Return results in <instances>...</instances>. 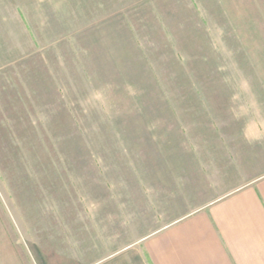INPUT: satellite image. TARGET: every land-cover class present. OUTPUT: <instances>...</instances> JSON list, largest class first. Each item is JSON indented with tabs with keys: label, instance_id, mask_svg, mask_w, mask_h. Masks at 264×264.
Returning <instances> with one entry per match:
<instances>
[{
	"label": "rangeland",
	"instance_id": "rangeland-1",
	"mask_svg": "<svg viewBox=\"0 0 264 264\" xmlns=\"http://www.w3.org/2000/svg\"><path fill=\"white\" fill-rule=\"evenodd\" d=\"M262 171L264 0H0V264H136Z\"/></svg>",
	"mask_w": 264,
	"mask_h": 264
},
{
	"label": "crops",
	"instance_id": "crops-1",
	"mask_svg": "<svg viewBox=\"0 0 264 264\" xmlns=\"http://www.w3.org/2000/svg\"><path fill=\"white\" fill-rule=\"evenodd\" d=\"M244 174L236 188L142 238L136 264H264V171Z\"/></svg>",
	"mask_w": 264,
	"mask_h": 264
}]
</instances>
